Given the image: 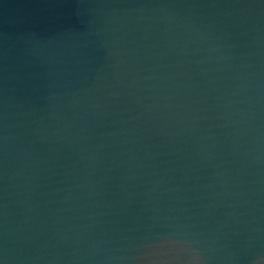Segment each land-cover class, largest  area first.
<instances>
[{"label":"water","instance_id":"water-1","mask_svg":"<svg viewBox=\"0 0 264 264\" xmlns=\"http://www.w3.org/2000/svg\"><path fill=\"white\" fill-rule=\"evenodd\" d=\"M93 2L0 3V100L14 105L6 131L17 173L9 264H147L145 252H167L148 245L165 238L216 249L211 264H229V253L234 264L264 260V163L251 164L249 151L256 130L264 135V8L172 0L198 7L166 20L136 10L164 0H114L127 10L114 36L95 34ZM257 21L261 55L241 57L257 50ZM213 22L209 35L233 48L210 53L213 41L188 31ZM48 47L83 52L87 63L64 76L28 55ZM255 72L260 86L248 88ZM3 188L0 180V197ZM256 227L260 238L250 239ZM90 246L95 258L73 260L92 257Z\"/></svg>","mask_w":264,"mask_h":264},{"label":"clouds","instance_id":"clouds-1","mask_svg":"<svg viewBox=\"0 0 264 264\" xmlns=\"http://www.w3.org/2000/svg\"><path fill=\"white\" fill-rule=\"evenodd\" d=\"M0 3H3V0H0ZM198 7L195 3H175L172 0H164V2H156V3H146V4H139L136 6V10L140 13L147 12L152 10L153 13L156 11L165 13L161 16L162 19L171 20L173 18H177L176 14H167L173 9L178 8H189L195 9ZM232 7H240L251 9L253 7H260L264 8V0H258V3H247L243 5L234 4ZM90 12L94 15L93 23H96L98 27L95 29V34L107 33L112 32L113 35L119 32L120 28L122 27L123 23L127 19L126 17V9L122 8L118 3L114 2V0H94L92 4L89 5ZM143 18V17H141ZM185 19V18H179ZM214 23H209L207 25L201 24L199 28H193L191 26L188 27L189 32H197L200 35L201 40L204 39H211L213 42L208 48L210 53L219 52L221 48H233L234 45L223 43L226 39V36L216 35L210 36L209 34L214 31ZM202 29H207V32L203 31ZM253 31L257 33V35L253 36V41L257 44L256 52H248V53H241V57L245 56H260L261 52L259 50L260 44V37L258 35L260 31V24L257 21L256 24L253 25ZM93 29L89 27V30L86 33H83L84 36L93 35ZM242 35L244 33H241ZM87 41L84 43V47H87ZM74 47H79L76 45ZM29 56H39L42 57V63H48L51 67L56 68L60 74L64 76H71L73 73V69L69 67V65H84L87 61L83 58L84 53H71V58H69V54L64 51L62 48L57 47H48L46 51H41L37 53L35 50H31L28 52ZM220 60H228L234 58L233 56H218ZM243 67H251L250 64L242 65ZM51 71V68H50ZM79 71L81 72H90L92 69H88L85 67H80ZM259 76L258 72L250 73L247 76V79L250 81L248 88L255 86L259 88V82L256 79ZM84 79L87 80V76H84ZM99 79V77H97ZM73 81H69L72 83ZM247 90V89H245ZM51 98V97H50ZM259 99V97H257ZM11 97H4L0 100V104H2V109H0V120H3L5 134L0 136V156H3V160L0 161V180L4 181V188H3V196L0 197V264H9L10 259H16V257L9 255V248L7 245L10 241L13 243L15 242V232L9 228V203H8V196L10 195L8 192V188L10 186L11 181L16 179L17 173L15 169H11L9 167V141L11 139L10 135L7 133V128L9 127L7 121L9 119V112L8 110L14 107L13 104L10 103ZM34 112L35 110H30ZM54 115V113H53ZM43 119V118H41ZM56 135L55 133L53 134ZM63 138H59L58 140H54V142L59 143L62 142ZM253 147L249 150L250 151V163L256 166L264 163V135H262L259 130L257 129L255 132V136L251 141ZM70 147V145H69ZM14 163V161H13ZM14 186V185H12ZM230 215H236L232 213ZM86 227V226H85ZM223 227V225H222ZM257 235L250 237V239H259V233L261 229L256 227L252 230ZM67 237H62L61 241L67 244ZM78 238L74 240V243H78ZM93 248L92 257L86 256H77L75 252L73 253V260H85L89 258H95L96 249L95 246H90ZM149 248L152 249H164L167 248L166 253H161L159 258L154 256L152 252H145L143 255L147 258V264H211L215 257L212 255L216 249L213 248H206L200 247V242L197 240H191L188 238L184 239H173V238H165L160 240L157 244L148 245ZM108 259H115L114 257H108ZM120 259H123L122 257ZM236 256L234 253H229L227 260L229 264H234ZM256 264H264V260L257 261Z\"/></svg>","mask_w":264,"mask_h":264}]
</instances>
